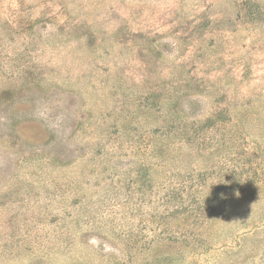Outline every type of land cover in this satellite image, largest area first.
Wrapping results in <instances>:
<instances>
[{
  "label": "rangeland",
  "instance_id": "1",
  "mask_svg": "<svg viewBox=\"0 0 264 264\" xmlns=\"http://www.w3.org/2000/svg\"><path fill=\"white\" fill-rule=\"evenodd\" d=\"M0 264H264V0H0Z\"/></svg>",
  "mask_w": 264,
  "mask_h": 264
}]
</instances>
